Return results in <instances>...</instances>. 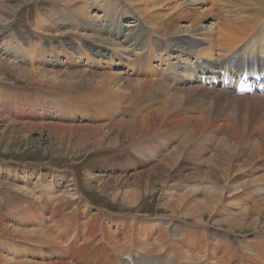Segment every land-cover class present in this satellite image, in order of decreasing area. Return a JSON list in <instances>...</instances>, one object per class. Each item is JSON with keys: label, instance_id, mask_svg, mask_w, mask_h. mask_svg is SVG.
Returning a JSON list of instances; mask_svg holds the SVG:
<instances>
[{"label": "rangeland", "instance_id": "obj_1", "mask_svg": "<svg viewBox=\"0 0 264 264\" xmlns=\"http://www.w3.org/2000/svg\"><path fill=\"white\" fill-rule=\"evenodd\" d=\"M82 4V2H78L76 6L68 5L67 7L63 6L62 3H55L53 0H0V22L2 19L6 20H3V24L0 23V43L9 39L8 45L11 49L7 51L0 48V60L7 57L10 58L9 60L16 61L15 69L9 64L0 62V114H6L3 122L0 123V258L5 260L10 258L9 261H13L12 264H17L21 260L27 261L28 264H38L40 260L47 261V254L41 251L45 249L35 243L34 234L32 235V233L37 229L42 230L48 225H52L56 228V231L49 235L52 237L58 235L69 240V242L61 244V249L68 252L67 256L63 258L64 260L74 264L76 260L71 257V246L76 245L75 251L81 245L79 248L85 251L86 258L95 261L92 264H101L102 260L107 262L106 259L108 258L106 257H113L112 250L108 252V247L87 240L85 231L88 228L83 227L97 223L95 221L88 222V220H100L102 224L100 229L102 235H104V232L109 230L108 225L111 224L109 219L127 220L129 217L135 216L139 219V227L143 224L146 227L149 226L150 229L152 225L163 228L164 224L155 223L159 221L156 219L168 218L171 226L167 233L169 237L172 233L171 230H175L174 227L183 228V238L187 239L186 245L188 246V248L183 246V250L189 255L188 259L191 261L187 263H196V251L200 249L197 238L200 236H205L209 239V242L212 240L211 243L213 241H215L214 243L225 242L229 248L236 246L237 243L233 242L232 239L236 237L238 239V250L245 252L246 255L254 259L262 260L259 245L256 244L264 241V154L255 155L261 152L263 148L259 130L262 126L264 106L257 103L255 110L253 109L252 99L247 98V101L244 102L247 104L239 103L237 101L239 97L234 96L232 93L230 95L233 97L228 95V92L221 90L223 95L219 96L221 92L219 88L216 91H209V88H205L207 86H199L200 90L198 87L193 92L195 97L191 96L189 100L183 98L184 100L181 99L183 102L178 99L173 101V98H168L165 94L161 96L160 92L163 93V89L161 87L157 88V84L151 85L150 90H142V87L137 86V84H140L136 82L137 80L157 78V81L163 82L158 75L149 77L147 73L149 67L147 68V65L150 64V56L145 57L142 55V59L137 62L134 56H117L112 51L117 47L110 50L96 44L89 37L86 39L83 35L72 34L68 30L70 26L60 25L57 29L55 26L48 24L40 26L38 23L41 15L50 17L56 15V9L63 10L60 13L58 10V14L67 22L70 19L68 15L75 13L81 8ZM88 12L101 16L98 7L93 4ZM211 13L212 15L209 18L208 16L204 18L203 25H208V22L218 17L215 9ZM80 19L82 20V18ZM189 20L178 18L176 22L179 23L182 29L190 25L191 19ZM133 21V18L127 17L124 24L128 26ZM4 24H8L7 27L4 28ZM125 26H123V32H125ZM62 33L65 34L62 35ZM154 36L152 34L150 38H154ZM19 46L20 52H17L16 49ZM4 50L9 53L5 54ZM22 56L23 59H21ZM27 56L32 57L35 62L31 64L28 60L26 61ZM75 60L76 64H72ZM152 65L155 66L154 63ZM163 65L161 64V66ZM30 66L36 67L37 72L26 73L31 69ZM40 69H43L42 72L44 73H51L52 71L81 72L83 69L95 72H115V74L118 73V77H123L120 82H125L124 79H131V83L129 82L130 92L125 98L121 97V100L113 97V102L106 103L110 99H106L103 92L107 91L105 93L107 95L110 90H108L109 86L103 85L96 88L91 86L89 89L93 90L94 88L98 91L105 86L107 88H104L102 92L96 91L97 95L94 93L93 96L82 90V93L84 92L83 96L81 92L65 89L60 83H52L46 78H40ZM159 72V69H157L156 73ZM18 73H21L23 77H18ZM133 79L137 84H134ZM164 79L167 82L171 81L168 78ZM259 79L253 80L259 81ZM262 80L264 81V79ZM168 85L174 88L190 86L189 84H183V81H178L175 84L172 82ZM135 86L136 88H134ZM152 86L156 87L152 88ZM139 90H141V93ZM257 90L244 93L246 95L243 93L238 95L248 97V95H253L255 92L263 91L261 88ZM199 92L203 94L200 95ZM100 93L103 94H101L104 96L103 98H101ZM142 93H145V96ZM150 93L152 94L150 95ZM97 96L100 98H97ZM141 96L142 98L139 100ZM222 97L227 100L222 99ZM104 98L106 101L102 100ZM113 98L111 99L113 100ZM228 98L233 99L230 101ZM166 99L167 102L169 101L168 103L165 102ZM101 100L103 102L99 103ZM135 100H137V103ZM192 100L196 103H191ZM189 101L191 104H195L192 105L193 108ZM114 102H117L118 106ZM231 102H235V104L232 105ZM207 103L209 105H206ZM173 104L181 107H175ZM203 104L207 107H200L204 106ZM228 104L232 106L228 108ZM167 107H171V109ZM196 107L199 108L196 110ZM156 108L159 112L156 111ZM166 109L168 113L176 114L167 119L168 122L166 119L163 120L167 114ZM201 109L205 110L202 111ZM136 110H139V112H136ZM162 110L164 111L161 113ZM202 112L203 115H201ZM161 114L163 116H160ZM226 114L227 116L231 114V116L227 117ZM197 116H200L199 120ZM185 117L186 119L188 117V119L185 120ZM11 119L17 121L12 122ZM26 121H30L28 123L37 127L35 126L33 130H30L23 124ZM112 121H115L116 124L121 122V126L117 129L116 126L113 127L116 130L104 129L102 132L104 142L102 141V144H100V146L102 145L101 148L96 147L99 143L94 141L96 137L94 138L91 134L87 136H84V133L82 134L84 128L95 130V128ZM124 121H126L125 124H123ZM136 121L138 125H136ZM200 121L202 122L200 123ZM195 123H197V126H195ZM213 123L216 125H213ZM242 123L243 126H241ZM128 125L135 126V129L131 130L132 127ZM212 125L213 127H211ZM54 126L58 128L55 129ZM61 126L64 127V130ZM226 126L232 131L237 130L236 134L239 141H236L234 136L226 130ZM59 127L61 132L58 130ZM76 127L78 129L80 127V129L75 131ZM136 127L142 128L143 131L138 132ZM125 128L127 129L125 130ZM51 130H54L51 133L52 135L50 134ZM133 131L136 133H133ZM145 132L147 133L145 134ZM60 134L61 136H59ZM242 135L245 136L242 137ZM255 141L258 143V148L253 146ZM223 143L225 144L223 145ZM57 146L72 151L60 155L55 154ZM94 147L96 148L94 149ZM172 155L174 156L172 157ZM115 158H120V162L110 161ZM214 158L216 159L214 160ZM161 160L163 163H161ZM105 162L107 164L114 163V166H104ZM60 173L68 176L64 179L60 177ZM53 175L56 177L53 178ZM162 178L167 183L164 184L165 181H163L161 184L159 179ZM70 179L76 182L77 191L80 195H75L76 197L73 199L65 194L66 188L64 185L70 184ZM114 179H119V182L122 183H117L118 181ZM33 182L37 183L35 187ZM101 186L106 187L107 190L100 191ZM116 187H120L117 190L118 192L124 189L137 190L136 201L132 204L128 203L120 193L116 198H113V191ZM44 200L47 201L48 205L54 207V210L56 209L62 213L60 219L54 215L55 212L52 214L44 212L46 211L42 206L46 205ZM85 204L87 205L84 206ZM41 212H44L45 215ZM256 215H258L256 217L257 221L253 223ZM54 218L58 219L57 223L53 222ZM38 219H41L42 222H38ZM110 229H112L110 230L111 234L113 233L117 238L121 237L120 228L115 229L111 225ZM159 230L154 235L151 234V237L147 235L146 241L149 243L146 248L152 249L153 255L158 253L155 250L158 246L162 247L164 245L163 242L158 241V243L157 238L156 242L158 244L152 243ZM215 233L219 236H216ZM25 235H29V237ZM62 238L57 239L63 241ZM177 240H179V235H177ZM84 241L86 244H84ZM250 245L252 246V254L248 251ZM133 250L141 251L140 246H136ZM124 252L127 254L128 250L125 248ZM82 254V258H84V253L82 252ZM209 256L213 257L215 255L209 254ZM53 257L52 255L51 259ZM82 258L78 261H81ZM181 261V264H184V259ZM87 263L90 264V262Z\"/></svg>", "mask_w": 264, "mask_h": 264}, {"label": "bare ground", "instance_id": "obj_2", "mask_svg": "<svg viewBox=\"0 0 264 264\" xmlns=\"http://www.w3.org/2000/svg\"><path fill=\"white\" fill-rule=\"evenodd\" d=\"M53 1H55V3L56 2L62 3L63 6H67V7H68V5H75L76 6V4L78 2H82L83 4H82L81 8L78 9L75 13H73V14L70 13V16L68 15V17L70 19H68L67 22H66V20H64V18H62V16L60 14H58L59 9L55 10L56 15H54V16L50 17V16L41 15V17L39 18V22H38L40 26L41 25L45 26L46 24H48L50 26H55L57 29L60 25L70 26V28L68 30L72 34L83 35L86 39H87V37H89L90 40L95 41L96 44H98L102 47H105L107 49H110V50H112L113 47H117L115 50H112L116 53L117 56H126V57L134 56L136 58L137 62H139L142 59V55L145 57L150 56V61H149L150 64L147 65V68L149 67L147 70V73H148L149 77L152 75H158L163 80V82L157 81L156 80L157 78L156 79H154V78L146 79L145 78V79H141V81L137 80L136 82L140 83V84H137L133 79V82H135L134 84H137V86L142 87V90L143 89H146V91L150 90L149 87L151 85L157 84V88L161 87L163 89V93L160 92L161 96H163L162 94H165L166 96H168V98H171V99L173 98L172 100L176 101L177 99L181 100L183 98H186V99L188 98V100H189V98L191 96L195 95L193 92H195L196 88H198L199 86L200 87L207 86L205 88H209V91L210 90L216 91V89L219 88L220 91L222 90V91H225L226 93L228 92V95H230L232 93L234 96L239 97L237 99V101H239V103L240 102L244 103L245 101H247V98L252 99L253 103H254L253 109H255V110H256L257 103H260L264 106V81L262 79H259V81L253 80L254 75L255 76H261L262 75L263 76V73H264V0H91V2H90V0H53ZM92 4L94 6L96 5L98 7V12H101V16L100 15L97 16V14L93 15V14L88 12V10L91 8ZM213 9L216 10L218 17H215L214 20L208 22V25H206V26L203 25L204 18H206L207 16L209 18V16L212 15L211 12L213 11ZM60 12H63V10L62 9L59 10V13ZM66 13H68V12H66ZM127 17L133 18L134 21L131 22L130 24H128V26H125L124 20L125 19L127 20ZM80 18H82V20ZM178 18H180V20L181 19H186V20L191 19V23H190V25L188 24L189 26L187 28L185 26L184 28L181 29V26L179 25V23L176 22V19H178ZM3 20L4 19L1 20V22H0L1 24H3L4 21H6V20H4V21ZM7 25L8 24H6V25L4 24L3 27L5 28V27H7ZM123 26H125V29H124L125 32H123ZM63 34H65V33H62V35ZM152 34L155 35L154 38H150ZM8 41H9V39L1 42L0 48L6 49L7 51H10L11 49L9 48ZM16 50H17V52H20V46ZM7 51L4 50L5 54L9 53ZM9 59L10 58L4 57L3 60L2 59L0 60V62L5 63V64H9V66L14 68L16 66V61L9 60ZM14 59H18V58H14ZM21 59H23V56L21 57ZM216 59H217V62H216ZM27 60L31 64H33V62H35V60H33L32 57L27 56L26 61ZM170 60H173V61H170ZM157 61H158V63H157ZM163 62H165V63H163ZM152 63H154L155 66L152 65ZM72 64H76V60L73 61ZM161 64H164V65L161 66ZM30 68L31 69H29V71H26V73L37 72L36 67L30 66ZM38 69H39V67H38ZM157 69H159V71H160L159 73H156ZM40 70H41L40 75H39L40 78H42V79L46 78L47 80H49L52 83L53 82L60 83V84H62V86L65 87V89H72L75 92H81V94L83 96H84V92H89V95L93 96V94L96 91L102 92V90L104 88H107V86H109L108 90L109 89L110 90L108 91L107 95L105 94L107 91L103 90L104 91L103 94H104L105 98L106 99L108 98L111 100V101L110 100L106 101L105 98L102 99V100H105L106 103L113 102L114 101L113 97H116V99L120 98V100H121V97L125 98L130 92L129 91V88H130L129 82L131 83V79H124L125 82H120L123 79V77H118V75H117L118 73L115 74V72H109V71L95 72V71H89V70L83 69V70H81V72H79V71L69 72L68 71V73H67L65 71L64 72H61V71L53 72L52 71L51 73H44V72H42L43 69H40ZM78 70H80V69H78ZM17 76L23 77V75L21 73H18ZM163 77L170 79L173 82V84H175L178 81H183V84H189L190 86L185 87V88H181V87L180 88H174V87H171L170 85H168L172 82L171 81L167 82L166 79H164ZM30 78H32V77H30ZM40 78H37V79H40ZM33 80L36 81V79H34V78H33ZM239 80H242L243 82L249 84L252 88V91H258L257 89H259V88H261L263 91L262 92H255L253 95L252 94L248 95V97L244 96L246 94L238 95L240 93L237 92L236 87H237ZM103 85H107V86L103 87V89H101L99 91H98V89L96 90L94 88H93V90L89 89V87H91V86H95V88H96L97 86H103ZM131 85H133V84H131ZM155 87L152 86V88H155ZM200 87H199V90H200ZM134 88H136V86ZM82 90H84L83 93H82ZM139 91L141 93V90H139ZM222 91L220 92L219 96L223 95ZM140 93H139V95H140ZM196 93H198V91H196ZM101 94L102 93H100V95ZM136 94H137V92H136ZM151 94L152 93H150V95ZM199 94H200V92H199ZM201 94H203V93H201ZM208 94H209V92H208ZM147 95H148V93H147ZM196 95H198V94H196ZM104 96H102L101 98H103ZM230 96H232V95H230ZM98 97L99 96H97V98ZM198 97H196V98L198 99ZM215 97H216V95H215ZM111 98H113V100ZM141 98H142V96L139 98V100ZM223 98L225 99V97H222V99ZM228 99L231 101L233 98L232 99L228 98ZM102 100L99 103H102L103 102ZM198 100H200V99H198ZM209 100H211V99H209ZM225 100H227V99H225ZM130 101H131V99H130ZM136 101L137 100H135V102ZM173 101H172V103H174ZM117 102L116 103L114 102V103L118 106ZM165 102H167V99ZM131 103H132V101H131ZM131 103H130V105H131ZM184 103H188V102H184ZM189 103H190V101H189ZM191 103H196V102H193V100H192ZM127 104H129V103H127ZM201 104H202V101H201ZM209 104H210V102H209ZM209 104L207 103L206 105H209ZM234 104H235V102L232 103V105H234ZM244 104H247V103H244ZM192 105L194 106L195 104H191V106ZM206 105L200 106V107L204 108ZM232 105H229L228 108ZM170 106H172V105H170ZM193 106H192V108H193ZM237 106H239V105H237ZM140 107H141V105H140ZM175 107H179V106H175ZM158 108H156V111L159 112V110H157ZM161 108H162V106H161ZM198 108L196 107V110ZM168 109H171V107ZM209 109H210V107H209ZM116 110H118V108H116ZM201 110H199V111H201ZM204 110H202V111H204ZM163 111L164 110H162L161 113ZM208 111H210V110H208ZM208 111H206V112H208ZM136 112H139V110L138 111L136 110ZM165 112L167 114L166 115L164 114L165 115V117L163 119L164 121H165V119L166 120L170 119L171 116L176 115V114L172 115V114L168 113L167 109ZM228 112H229V110H228ZM244 112H246V111L244 110ZM5 115L0 114V123L3 122ZM98 115H99V113H98ZM201 115H203V112ZM213 115H215V114H213ZM229 115L231 116V114H229ZM229 115L227 116V114H226L227 117H229ZM240 115H239V117H240ZM160 116H163V114H161ZM200 116L199 117L197 116L198 120H199ZM262 116H263V119L261 120L262 126L259 130V134H260L261 140L263 142V145H262L263 148L261 149V152H258V154L255 156L264 154V113ZM155 117H157V116H155ZM215 117H217V116L215 115ZM192 118H193V116H192ZM196 118H195V120H196ZM217 118H219V117H217ZM256 118H255V120H256ZM187 119H188V117H187ZM187 119L185 117V120H187ZM189 120H190V117H189ZM195 120H194V122H195ZM201 120H202V118H201ZM10 121L16 122L17 120L11 119ZM202 121H200V123ZM243 121H245V120H243ZM28 122H30V121H26L23 124H25V126H27L30 130H33L36 125L28 123ZM125 122L126 121H124V123L123 122L122 123L125 124ZM167 122H168V120H167ZM204 122H206V121H204ZM215 122H216V120H215ZM120 123L116 124L115 121H112L110 123H107L106 125H101L99 128H95V130H92V129L90 130V128H84V130L82 131V134L84 133L83 134L84 136L91 134L94 138L96 137L94 139V141L99 142L96 147L101 148L102 145L100 146V144H102V141H103L102 140L103 139L102 132L104 131V129L116 130L117 127L121 126ZM136 123H137V121H136ZM139 123H141V122H139ZM170 123H171V121H170ZM172 123H173V121H172ZM184 123H185V121H184ZM126 124H128V123H126ZM178 124H176V125H178ZM196 124L197 123H195V126H197ZM43 125H44V123H43ZM79 125H80V123H79ZM136 125H138V123ZM179 125H181V124H179ZM179 125H178V127H179ZM201 125H200V127H201ZM213 125H216V124L213 123ZM213 125L211 127H213ZM87 126L89 127V125H87ZM193 126H194V124H193ZM228 126H230V125L228 124ZM241 126H243V123ZM54 127H55V129L58 128V127L56 128V126H54ZM54 127H52V128H54ZM113 127H115L116 129H114ZM131 127H132V129L131 128L130 129L133 130V128L135 126L134 127L131 126ZM256 127L258 128V126H256ZM62 128L64 130V127H62ZM71 128H72V126H71ZM71 128H69V129H71ZM152 128L154 129V127H152ZM195 128H197V127H195ZM79 129H80V127H79ZM79 129L76 127V129H74V130L77 131ZM126 129L127 128H125V130ZM141 129L142 128L136 127V130H138V132L139 131L142 132L143 129L142 130ZM155 129H156V127H155ZM58 130L60 131L61 128ZM200 130H201V128H200ZM226 130L234 136L236 141H239L238 140L239 137L236 134L237 130L232 131L228 127L226 128ZM53 131L51 130L50 134L53 133ZM135 131H133V133ZM191 131L193 132V130H191ZM201 131H203V129ZM64 132H67V131H64ZM146 133L147 132H145V134ZM56 134H57V132H56ZM63 134H65V133H63ZM138 134H136V135H138ZM227 135H229V134H227ZM59 136H61V134ZM126 136H128V135H126ZM244 136L242 135V137H244ZM125 138H127V137H125ZM245 139H247V138H245ZM228 140H231V139H228ZM105 142H107V141H105ZM118 142H119V140H118ZM218 142H219V140H218ZM224 142H227V141H224ZM87 143H89V142L87 141ZM109 143H110V141H109ZM113 144H115V143H113ZM224 144L225 143H223V145ZM226 144L229 145L228 143H226ZM246 145H248V144H246ZM253 146H254V148H258V143L255 141ZM96 147H94V149ZM230 147H232V146L230 145ZM86 148H87V146H86ZM183 149H184V147H183ZM177 150H178V148H177ZM214 150H216V149H214ZM71 151L68 150V148H65V147L61 148L60 146H57L54 153L60 155L63 153L64 154L69 153ZM179 152H180V149H179ZM222 152H223V150H222ZM229 152H233V151H229ZM172 153L174 154V152H172ZM171 154H170V156H171ZM218 154H220V153H218ZM174 155H172V157ZM230 155L232 156L231 153H230ZM237 155L235 156L236 158H237ZM214 156H216V155H214ZM179 157H180V155H179ZM218 157H220V156H218ZM215 159L216 158H214V160ZM227 159H229V158H227ZM231 159L233 160V158H231ZM113 160H116L118 163L120 162V158L111 159L110 161L112 162ZM161 163H163V161ZM170 165H167V166L169 167ZM104 166L113 167L114 163H110V164L108 163L107 164L105 162ZM157 166H159V165H157ZM107 167H104V168H107ZM161 167H162V165H161ZM158 169H161V168H158ZM150 172H148V173H150ZM61 174L62 173H60V177H62L64 179L68 176V175H61ZM167 174H165V175H167ZM204 175H205V173H204ZM95 176H98V175H95ZM148 176H150V175H148ZM54 177H56V176L53 175V178ZM117 177H119V176H117ZM57 178H58V176H57ZM70 180H71L70 184L64 185V187L66 188L65 194H67V196L70 199L71 198L73 199L76 197L75 195H78V196H80V195L77 191L76 182H73V179H70ZM114 180H117L118 181L117 183H120L119 179H114ZM159 181H161V184H162V182L165 180H163V178H162L161 180L159 179ZM163 183L165 184L167 182L165 181ZM33 184H34V187L37 185L36 182H33ZM124 184H125V182H124ZM175 184H176V182H175ZM101 185H102V183H101ZM122 186H123V184H122ZM98 187H100V186H98ZM119 188L120 187H116L115 190L113 191V193H114L113 198H116V196H118V193H120L122 198L126 202L132 204L136 201L137 194H138L137 190L136 191H130V190L124 189L123 191L118 192L117 190H119ZM96 190H98V189H96ZM99 190L100 191L101 190L106 191L107 188L104 186L103 187L101 186V188H99ZM44 202L46 203V205H42L44 207V209H46V211H44V212H46L47 214L48 213L52 214L55 212L54 215L56 217H58V219H60L62 213L60 211L58 212V210H56V209L54 210V207H52L51 205H48L46 200H44ZM86 205L87 204H85L84 206H86ZM42 206H40V207H42ZM196 209H198V208H196ZM44 212H41V214L45 215ZM201 213H202V211H201ZM51 217H49V218H51ZM256 217H258V215L255 216V220L253 221V223H256V221H257ZM58 219L54 218L53 222L57 223ZM167 219L168 218H161V219L159 218V219H156L159 221L155 220L156 221L155 223H158L161 225L164 224L163 225L164 229L162 227L160 228V226L157 227L158 225L157 226L152 225L151 229L149 228V226L146 227L143 224L139 227V219L135 216H131V217L127 218V220L124 219V220H117L116 221L114 219H109V223H111V224L108 223L109 224L108 225L109 230H106V231L104 230L105 231L104 235H102V231L100 229V227L102 225L100 220H97V219L88 220V222L95 221L97 223L92 224L88 227H83V228H88L85 231V234H86L85 238H87V240H89V241L92 240L94 242L100 243V245L101 244L104 245V247H108V249H107L108 252H109V250H112V252L111 251L110 252L113 254V255L111 254L113 256L112 257L113 259L110 257H106V258H108V259H106L107 262L102 260L101 264H107V263L108 264H114V262H115V264H181L182 263L181 260H183V259H184V261H183L184 264H264V241H262L259 244H256V245H259L260 255H262V260H260V259H254L253 257L246 255L245 252L238 250L239 249L238 248V241H237L238 239L236 237L232 238L233 242L237 243L236 246H234V247L232 246L231 248H229V246L225 242L222 243V241H219V242L214 243L215 241H213L211 243L212 240L209 242V239L206 238L205 236H200L197 238V241L199 240L200 249L198 251H196V253H197V256L195 259L196 263H187V262H191V261H190V259H188L189 255L186 254V252L183 250V246L188 248V246L186 245L187 239L183 238L184 237L183 236V228L178 229L177 227H174L175 230H171L172 233L170 234V237H169L167 235V233L169 231V227H171V226L169 225L170 220L168 219L169 220L168 221ZM37 221L42 222L41 219H38ZM234 224H236V223H234ZM111 225L115 229L120 228V232H121L120 238L119 237L117 238V236H115L113 233L112 234L110 233L111 232L110 230H112V229H110ZM159 228H160V230H159ZM68 229H69V227H68ZM157 230H159V232L156 235L155 240H153L152 243L157 245L159 243L158 241H160V242H163L164 245L162 247L158 246L157 249H155L158 251V253H156V255H153L152 249L146 248L147 244L149 243L146 240L148 237L147 235H150V237H151V234L154 235ZM54 231H56V228L53 227L52 225H48L46 228H43L42 230L37 229L35 232L32 233V235L34 234L33 239H35V241H36V242L35 241L34 242L37 245H40L41 247H43V249H45V250H41V251L43 253H46L48 256L47 261L40 260L39 263L40 264H71L70 262L63 259L65 256H67L66 254H68V252L61 249V247H62L61 244L66 243L67 241L69 242V240L63 239L62 237H60L58 235H56L54 237L49 235L50 233H53ZM3 232H5V231H3ZM215 234H217V233H215ZM177 235H179V240H177ZM216 236H219V234H217ZM26 237H29V235ZM57 238H62L63 241H59V239H57ZM156 238H157L158 243L156 242ZM169 243H170V245H169ZM84 244H86V242ZM73 246H71L70 250L72 253L71 257L75 258L74 260H76V262L74 264H88L87 262H90V264H92L95 262V261L88 260L86 258L85 251L83 249L79 248L81 245L79 247H77L78 250H75V251H74V249L76 248L75 247L76 245L74 247ZM136 246H140L141 251L133 250V248H136ZM206 247H207V249H205ZM251 247H252L251 245L248 247V249H249L248 251H250V253L252 254L253 251L251 250L252 249ZM125 248L128 250L127 254L124 252ZM182 250H183V252H182ZM82 252L84 253V256H85L84 258H82V256H83ZM154 252H156V251H154ZM209 254H211L212 256L213 255H215V256L210 257ZM52 255L54 256L53 259H51ZM124 256H126V257H124ZM55 258H56V260H55ZM81 258H82V260H81L82 262L78 261ZM9 259L10 258L5 260L3 258H0V264H12L13 261L10 262ZM93 260H95V259H93ZM17 264H28V263L25 260H21V262H19Z\"/></svg>", "mask_w": 264, "mask_h": 264}]
</instances>
